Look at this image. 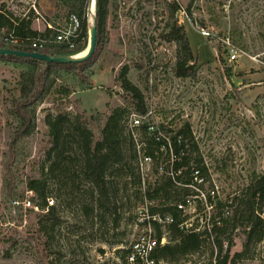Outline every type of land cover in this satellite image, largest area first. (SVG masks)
Returning a JSON list of instances; mask_svg holds the SVG:
<instances>
[{
	"label": "rangeland",
	"instance_id": "obj_1",
	"mask_svg": "<svg viewBox=\"0 0 264 264\" xmlns=\"http://www.w3.org/2000/svg\"><path fill=\"white\" fill-rule=\"evenodd\" d=\"M31 1L0 0V10L8 11L14 21L32 20V11L23 15ZM46 2L55 4V17L60 21L70 12H78L79 0ZM94 5H87L84 49ZM175 26L188 37L195 57L191 77H177L172 69L177 47L166 37ZM6 30L0 28V37ZM40 33L51 34L45 29ZM226 36L238 54L235 61L228 59L223 42ZM123 70L142 92L144 115L136 113L129 94L120 88ZM30 72L28 64L0 60V264H124L123 249L144 228L149 225L156 236L150 219L156 221L165 243L170 240L165 217L151 218L147 207L153 202L143 197L145 179L154 175L150 174V161L143 159L141 133L132 130L136 157L130 163L132 169H123L117 177L115 212L109 202L85 215L82 206H90L85 194L88 185L77 180L81 190H70L65 177H53L47 171L51 163L45 122L48 113H66L90 130L93 140L99 138L100 127L115 107L126 109L129 129L133 119L171 128L187 122L206 162L208 179L222 195L243 186L252 172H264V0H109L99 50L84 68L83 77L55 70L48 92L31 107L33 128L11 147L18 125L11 101L28 89ZM70 147L74 150L73 144ZM31 178L44 182L47 198L55 207L54 218L38 221L46 208H40V198L28 189ZM207 184L190 186L198 194L188 196L181 209L180 215H186L185 227L198 230L207 223L211 212L203 196ZM24 198L30 199L34 208L24 210L20 202L13 203ZM261 210L264 217V205ZM214 236L207 231L196 252L175 262L159 261L215 264ZM227 237L234 244L231 251H239L244 239L240 228ZM225 239L220 256L226 248ZM231 264H264V240L242 247Z\"/></svg>",
	"mask_w": 264,
	"mask_h": 264
},
{
	"label": "trees",
	"instance_id": "obj_2",
	"mask_svg": "<svg viewBox=\"0 0 264 264\" xmlns=\"http://www.w3.org/2000/svg\"><path fill=\"white\" fill-rule=\"evenodd\" d=\"M108 3L109 0H95L96 45L92 55L84 61L54 63L30 57L0 55V60L25 63L31 67L28 89L23 95L11 101V112L18 119V125L11 138V147L17 139L26 136L33 128L31 107L42 100L48 92V81L52 80L55 70L64 69L83 77L84 68L93 62L99 50ZM87 5L88 0H79L78 12H73L79 20L81 37L74 49L53 44L39 51L46 54L68 55L83 50L86 46L88 28ZM174 9H178L176 4ZM30 21V17L18 18L14 21L8 11L0 10V28L13 29L14 34L19 38L41 34L31 29ZM166 38L168 41L174 40L177 47L176 60L172 68L174 74L180 78L193 76L195 57L188 37L181 32L180 26H175ZM0 47L33 50L25 45H9L2 42ZM120 80V88L129 94L136 113L144 115L146 106L140 89L125 77L124 70L121 72ZM125 112L126 109L121 107L112 109L100 127V136L96 140H93L90 130L77 120L70 119L66 113L54 115L48 113L45 117L51 142V147L47 151L51 163L47 171L53 177L58 178V175L65 177L70 183V190H81L79 182L76 183L77 180L84 181L88 185L90 189L86 193L83 192L90 201V206H82L85 215L91 214L96 208H105L109 202L112 203V212H115L116 206L113 200L119 188H117V184L119 185L117 177L123 169H132L130 163L136 157L132 130H136L141 133L143 144L141 151L143 157L149 158L150 174L154 175L153 178H146L144 182L143 197L153 202V205L147 207L148 214L171 218L166 224L170 240L155 247L151 254L155 260L163 259L172 263L182 256L196 252L204 244L203 235L207 231L215 234L211 242L217 247L215 264H231L240 256L242 247L248 246L250 242L264 240V217L260 214L261 206L264 205V172H252L243 186L222 195L214 190L208 179L206 162L187 122L182 123L178 128H171L170 125L141 121L129 129L125 123ZM72 144L74 150L70 147ZM6 169L9 173V168ZM201 184H207L203 196L211 212L204 227L195 230L185 227L186 215L181 216L180 212L186 205V198L198 194L197 190L192 192L190 186L202 187ZM27 186L40 198V208L42 210L46 208V211L38 216V221L54 218L55 207L47 206L44 182L41 179L31 178ZM150 221L157 229V239H160L161 231L156 221L154 219ZM42 228L44 224L41 225ZM238 228L244 236L241 249L231 251L234 244L227 236ZM224 236H226V248L220 256ZM125 252L126 250L123 249L121 255L123 262Z\"/></svg>",
	"mask_w": 264,
	"mask_h": 264
},
{
	"label": "built area",
	"instance_id": "obj_3",
	"mask_svg": "<svg viewBox=\"0 0 264 264\" xmlns=\"http://www.w3.org/2000/svg\"><path fill=\"white\" fill-rule=\"evenodd\" d=\"M29 11L34 13L36 19H40L42 21L44 24V29L51 33L50 36L43 33L36 36L19 38L14 34L13 29H7L6 32L0 37V42L17 46L25 45L33 49L32 51L38 52H40L39 50L53 44L64 45L68 49H74L76 47V44L81 39V37L79 32V20L75 14L69 13L62 21L59 19L48 21L38 11L34 0L28 3L26 11L23 13V15ZM13 23L15 24V22ZM223 42L226 44L228 59L230 61H235L238 57V54L231 46L228 36L223 39ZM138 124L139 120L133 119L130 126L132 127ZM143 159L149 160L147 157H143ZM19 202L21 203L24 210L34 208L33 204L28 198H24L23 201L13 200V203L16 205L19 204ZM52 204L53 200L51 198H47V206ZM150 217L154 218V215H150ZM164 220H166V223H169L171 218L166 216ZM149 223L150 222H148V224ZM165 241L166 240L163 237L157 239V237L152 234L151 227L148 225V227L144 228L143 231L130 243L129 247L125 249L126 252L124 256V264H161L160 261L155 260L151 254L157 245H163Z\"/></svg>",
	"mask_w": 264,
	"mask_h": 264
},
{
	"label": "water",
	"instance_id": "obj_4",
	"mask_svg": "<svg viewBox=\"0 0 264 264\" xmlns=\"http://www.w3.org/2000/svg\"><path fill=\"white\" fill-rule=\"evenodd\" d=\"M88 3L94 4L93 0H88ZM96 21L93 18L92 24L88 30V45L86 47V52L82 56H75V55H56V54H46L43 52L38 51H24L6 47H0V55H14L19 57H30L39 60H43L45 62H54V63H74V62H81L88 59L96 45Z\"/></svg>",
	"mask_w": 264,
	"mask_h": 264
},
{
	"label": "crops",
	"instance_id": "obj_5",
	"mask_svg": "<svg viewBox=\"0 0 264 264\" xmlns=\"http://www.w3.org/2000/svg\"><path fill=\"white\" fill-rule=\"evenodd\" d=\"M36 8L43 16L50 18L52 17V21L59 19L58 16L55 17V12H56L55 4L50 6L47 4L46 0H37ZM30 23H31L30 24L31 29L40 32L44 30V24L40 19H36L35 16L30 21Z\"/></svg>",
	"mask_w": 264,
	"mask_h": 264
},
{
	"label": "bare ground",
	"instance_id": "obj_6",
	"mask_svg": "<svg viewBox=\"0 0 264 264\" xmlns=\"http://www.w3.org/2000/svg\"><path fill=\"white\" fill-rule=\"evenodd\" d=\"M85 52H86V49H84V50H82V51H80V52H78V53H76L74 55L75 56H82V55H84Z\"/></svg>",
	"mask_w": 264,
	"mask_h": 264
}]
</instances>
